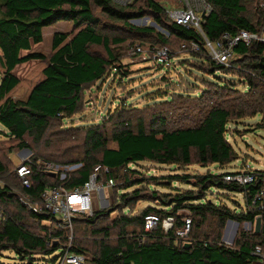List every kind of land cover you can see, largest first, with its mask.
<instances>
[{
    "label": "trees",
    "instance_id": "trees-1",
    "mask_svg": "<svg viewBox=\"0 0 264 264\" xmlns=\"http://www.w3.org/2000/svg\"><path fill=\"white\" fill-rule=\"evenodd\" d=\"M207 1L212 5L213 12L206 20L204 32L211 41L218 40L226 33L258 32L264 26V7L259 6L253 13L248 7L254 0ZM129 8L117 6L112 0H0V65L4 69L0 80V125L5 129L0 134L15 139L18 149L33 152L27 138L38 148L42 145L49 148L54 143L69 142L72 136L76 139L81 133L75 129L55 133L57 131L52 129L54 122L79 113L84 89L103 81L109 67L118 61L110 51L112 40L103 33L104 26H101L100 19L95 15V9L102 10L108 18L122 23L132 34H138L141 38L154 37V30L136 28L130 22L144 18L147 14L153 15L157 23L172 36L169 39L157 33V42L163 44L162 47L169 46L171 51L168 41L172 39L180 42L181 47L184 43L200 38L194 30L169 22L164 7L155 0H147L146 8ZM63 21L72 22L77 30L69 41L67 34H55L53 53L49 57L35 53L25 56L24 53L31 52L34 45L43 42L45 28ZM92 46L104 47L108 52V59L91 52ZM236 53L238 57L233 63L238 69H227L214 64L204 50L194 56L201 60L199 72L212 76L230 74L237 78L239 84L215 77V84H205L203 89H199L200 97L196 100L182 95L171 96L172 102L165 101L157 107L159 114H153L150 125H147L144 117H139L133 126L120 112L119 122L111 131L103 130L102 125L86 128L82 133V158H71L73 154L70 156V152L65 149L58 161L52 160L54 154H46V160L36 159L33 154V159L62 166L82 164V168L64 183L70 187L86 183L98 164L111 169V176L117 184V174L123 170L140 175V172L130 167L142 162L179 168L193 164L224 167L233 163L238 160V155L227 140L229 125L264 112V46L241 45ZM31 60L48 61L43 71L44 79L34 87L26 101H15L10 94L18 87L20 80L13 71ZM197 108L199 118L195 125L175 130L167 128L170 118H175L177 112L184 109L183 117L189 119L191 117L186 112L192 113ZM110 142L116 144L117 148H109ZM33 170L31 187L25 188L16 170L18 184L15 185L12 179L14 174L0 163V180L4 182V186L0 187V207L5 218L0 223V255L12 251L22 261L36 255L52 256L64 250L68 243V230L55 228L54 231H49L43 226L44 235H40L32 232L25 223L23 211L38 223L56 222L52 216L29 212L19 200L20 195H24L32 203L40 202L41 194L47 186L60 184L58 179L44 174L40 169L34 167ZM240 173L242 172L196 176L197 182L193 184L190 179L194 176L188 174L168 178L169 189L176 181L192 188H175L174 194L155 196L160 208L148 206L141 215L129 217L124 214L115 219L113 225L120 227L116 244H109L102 239L92 261L84 254V247L72 245L71 251L84 255L87 264H255L258 260L253 255L255 248L260 246L264 250V207L263 210H258L261 204L254 205L253 199L264 186V171L253 172L256 180L252 185H240L231 181ZM127 175L123 179L125 186L121 188L125 191L141 186L147 180L143 176L133 180ZM214 189L243 194L247 209L233 213L226 206L212 203L207 194ZM121 199L123 211L133 208L141 201L148 202L142 189L127 192ZM4 205H11L15 210L8 213ZM151 215L158 216L161 223L154 231L146 232L145 219ZM187 216L191 218L192 226L188 239L184 241L176 236V231L184 227ZM209 217L217 220L215 234L192 236L195 227L196 231L200 230ZM258 217L262 218L260 234L241 231L237 233L232 246H226L222 242V231L228 220L254 224ZM107 218L105 212H97L89 219L75 220L74 226L82 222L88 227H94ZM167 218L175 219L174 229L168 234L162 227V221ZM131 226L135 228L129 233L127 230ZM109 230L101 227L93 229L92 234L109 237Z\"/></svg>",
    "mask_w": 264,
    "mask_h": 264
},
{
    "label": "rangeland",
    "instance_id": "rangeland-1",
    "mask_svg": "<svg viewBox=\"0 0 264 264\" xmlns=\"http://www.w3.org/2000/svg\"><path fill=\"white\" fill-rule=\"evenodd\" d=\"M147 0H132L131 4L126 6L120 5L115 0L113 3L117 6L125 7L129 9L146 8ZM162 7L171 5L180 7V0H155ZM166 3V5H165ZM264 4V0H254L253 4H249L248 7L253 13L258 7ZM164 9H166L164 7ZM95 15L100 19L101 26H104L103 33L110 37L112 40L110 45V51L118 59L116 63L108 69L106 78L98 82L92 87H86L83 92L82 107L79 113L68 119H60L53 124L52 131L55 133L66 130H80L78 136L70 137V141L64 144H52L49 148L42 145L38 148L33 144L30 138L27 141L31 145L34 151L35 158L44 159L48 158L46 154H54L52 160L60 158V154L67 149L70 152L71 158H82L84 156V144L83 132L86 128L97 127L102 125L103 130L111 131L115 124L119 122L118 114L122 112L124 118L129 119L133 126L136 125V121L139 117H144L147 121V125H150L153 114L158 113L157 107L163 104L165 101H171V96L182 95L184 98L189 97L192 100H196L200 97V90L205 87V84H215V77L222 80H232L239 84L236 77L222 74H216L214 76L199 72L201 66V60L196 58L192 54L185 53L181 50L180 42L172 39L168 41L170 48L172 49V58H169L166 63L159 62L153 57V50L162 47L163 44L157 42V33L164 35L166 38H172L168 30L162 25L158 24L153 15L147 14L144 18L132 20L131 25L136 28H149L153 29L154 37L141 38L138 34H132L128 28L122 23L116 22L102 13V10L95 9ZM169 36H166L165 33ZM77 33L72 22H59L53 26L47 27L43 30L44 40L39 45H34L31 52L24 53L25 56L30 53L42 54L45 57H49L53 53V37L55 34H67L68 41ZM119 40V42H115ZM141 45L149 55L134 54L133 50L135 46ZM169 47V46H168ZM91 52L100 55L108 59V52L104 47L92 46ZM203 59V58H202ZM48 64L47 60H31L29 62L19 65L13 74L18 77L20 84L10 94V97L15 101H26L34 87H36L43 79V71ZM125 73V75H124ZM4 74V69L0 65V80ZM239 86V85H238ZM208 87V85H207ZM210 87V86H209ZM243 89V87H240ZM164 96V98H161ZM227 100V99H223ZM167 106V105H166ZM164 110V108H162ZM184 109L182 112H177L175 118H170L167 128L175 130L178 128H184L195 125L198 120V108L192 113L186 112L191 118L187 119L184 116ZM161 112V111H160ZM157 115V114H156ZM180 116H182L180 118ZM238 122V123H236ZM227 133V140L234 147L235 152L238 155V160L233 163L220 167L218 165H211L209 167H202L198 164L186 168H179L177 166H160L150 162H142L138 165L131 166L130 169L137 170L140 175L127 173V170H123L118 173L117 184L110 189L105 190V196L109 201L107 206L98 207L97 212H105L107 215L106 221H100L94 227H88L84 223H77L73 225L72 231H68V243H66L65 250L72 245H79L78 247H84V254L90 261L93 260L94 254L98 251L97 245L102 239L107 240L109 244H116L120 227L115 226L114 220L120 218L124 214L129 217H135L141 215L142 211L149 207L160 208L156 202V197L163 194H174L175 188L191 189V186L181 184L180 182H173L171 188L169 187V181L173 176L188 174L194 176L190 179L191 184L197 182L196 176H205L209 173L223 174V173H239V172H254L257 170L264 171V112L257 116L250 118L246 117L239 119V121L232 122ZM0 131H5L4 127L0 125ZM72 140V141H71ZM17 141L12 138H8L5 135L0 134V163L7 166L14 174L12 176L13 183L16 185L18 181L15 176V170L17 166L22 162V152L25 151L16 147ZM109 148H117L116 144L110 142ZM71 149L73 150L71 152ZM51 156V155H50ZM47 162V161H46ZM62 166V165H60ZM128 174V175H127ZM124 175H127L130 179H139L142 176L147 179L143 185L130 190H122V186H125ZM154 178L150 180V178ZM132 181V180H130ZM4 186V182L0 180V187ZM166 187V188H165ZM136 189H142V194L147 196V201H141L137 203L133 208L123 211V201L121 199L123 194L132 192ZM208 200L217 206H226L231 209L233 213L244 211L246 207V199L241 193H229L217 191L214 189L207 194ZM4 208L8 213L15 210L11 205H4ZM3 209V208H2ZM1 212V207H0ZM2 213V212H1ZM25 218L27 227L34 233L44 235L42 227L45 226L49 231H54L58 228V222L56 221H44L38 223L28 216L27 212H22ZM89 218H78L76 220H83ZM75 223V222H73ZM217 220L214 217L202 224L200 230L196 231V227L192 236L199 234H209L213 236L216 232ZM101 227L109 228V237H105L102 234H92V230H97ZM134 226L128 228V232L131 233L134 230ZM232 230L237 232L245 231L247 233H255V223L253 226L247 223H239V226L235 224H225L222 231V241L225 239V230ZM230 235V234H229ZM213 238V237H212ZM226 242V241H225ZM63 244V243H62ZM227 245L232 246L231 242H226ZM64 249V248H63ZM62 255V250L58 251L52 256L36 255L32 259H26L22 261L15 252L6 251L0 255V263L2 264H59ZM84 256V255H83ZM55 261V262H54ZM54 262V263H53Z\"/></svg>",
    "mask_w": 264,
    "mask_h": 264
},
{
    "label": "built area",
    "instance_id": "built-area-1",
    "mask_svg": "<svg viewBox=\"0 0 264 264\" xmlns=\"http://www.w3.org/2000/svg\"><path fill=\"white\" fill-rule=\"evenodd\" d=\"M115 1L124 6L132 2V0ZM180 4V7L172 6L171 8L165 9L168 21L186 29H192L200 37L189 43H184L181 46V50L185 53L195 55L204 50L210 61L214 64L227 69H238L233 62L238 57L236 50L241 45H245L246 47L251 45L264 46V26L258 32L240 31L237 34L226 33L218 40L211 41L204 32V25L213 12L212 5L207 0H180ZM261 7H264V4ZM165 35L169 36L167 32ZM145 51L141 45L135 46L133 50L134 54H144ZM146 53L149 55L147 51ZM152 53L154 59L159 62L166 63L169 58H172V51L168 47L154 49ZM23 153L25 152L23 151ZM23 153L22 162L16 169L17 176L23 187H31L34 167L40 169L44 174L58 179L60 182L58 185L47 186L41 194L40 202L37 203H32L28 197L20 195V202L26 206L29 212L37 215L46 214L52 216L58 222V228L72 231L73 222L76 219L91 218L96 213L97 206L103 207L109 204L105 196V190L113 188L116 185V181L111 176L112 171L109 167L102 164L96 165L86 183L80 186L70 187L64 185V183L69 181L70 176L74 172L82 168V164L60 166L55 163L40 160L35 161L32 158V153L26 157L23 156ZM255 180V173L242 172L232 178L231 181L240 185H252ZM253 204H261L258 210H263L264 186L255 195ZM4 220V215L0 212V223ZM160 223L161 220L156 215L146 217L144 223L145 231H154L159 227ZM174 225V218H167L162 221V227L167 234L174 229ZM191 226V218L189 216L185 217L184 227L176 231V236L186 241L191 232ZM185 243L189 244L187 242ZM225 245L229 246L227 244ZM253 255L258 259L256 263L264 264V250L262 247L257 246ZM59 264H87V261L83 255L72 252L69 246L67 250H62Z\"/></svg>",
    "mask_w": 264,
    "mask_h": 264
},
{
    "label": "water",
    "instance_id": "water-1",
    "mask_svg": "<svg viewBox=\"0 0 264 264\" xmlns=\"http://www.w3.org/2000/svg\"><path fill=\"white\" fill-rule=\"evenodd\" d=\"M24 152L27 153V155H30L32 153L30 150H25ZM105 206H107V204ZM227 223L228 224H235V225L239 226V223L232 221V220H228ZM249 225L253 226V224H251V223H249ZM261 228H262V218L258 217L256 219V222H255V233L260 234ZM233 243H234V240L231 241V245H233ZM186 246L190 247V244H187Z\"/></svg>",
    "mask_w": 264,
    "mask_h": 264
},
{
    "label": "crops",
    "instance_id": "crops-1",
    "mask_svg": "<svg viewBox=\"0 0 264 264\" xmlns=\"http://www.w3.org/2000/svg\"><path fill=\"white\" fill-rule=\"evenodd\" d=\"M165 5H166V3H165ZM165 8H171V5H166V6H164ZM23 153V152H22ZM24 155L23 156H27V153H23ZM237 230H236V232L235 231H230V230H228V229H226L225 230V239L223 238V240L224 241H226L227 242V240H228V242H231L232 240H235V238H236V236H237ZM230 234V235H229ZM223 242V241H222ZM225 243V242H224ZM226 244V243H225ZM255 264H258V263H255Z\"/></svg>",
    "mask_w": 264,
    "mask_h": 264
}]
</instances>
